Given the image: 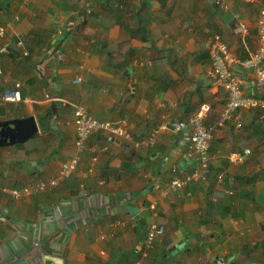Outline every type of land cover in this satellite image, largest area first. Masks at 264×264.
<instances>
[{
    "label": "crops",
    "instance_id": "0c3cea01",
    "mask_svg": "<svg viewBox=\"0 0 264 264\" xmlns=\"http://www.w3.org/2000/svg\"><path fill=\"white\" fill-rule=\"evenodd\" d=\"M221 1L228 7L0 0V120L34 115L39 126L33 144L14 153L0 147V186L58 174L76 152L77 104L138 140L202 103L211 106L204 123L216 126L206 178L175 192L171 179L197 165L190 128L165 132L154 146L100 131L90 139L95 164L84 152L71 177L25 199L0 190V264H264V115L247 111L240 129L219 124L227 92L209 74L208 50L211 34L241 58L255 49L261 0ZM238 18L249 28L246 46ZM237 74L247 90L251 73ZM6 89H18L21 100L6 101ZM245 148L244 162L232 163L229 153ZM152 221L166 230L146 254Z\"/></svg>",
    "mask_w": 264,
    "mask_h": 264
},
{
    "label": "built area",
    "instance_id": "2783aa9c",
    "mask_svg": "<svg viewBox=\"0 0 264 264\" xmlns=\"http://www.w3.org/2000/svg\"><path fill=\"white\" fill-rule=\"evenodd\" d=\"M26 4L30 0H23ZM254 2L257 0H245ZM223 8H227L224 1L217 0ZM261 6L256 20L258 35V44L255 49L247 48V55L239 57L228 45V43L219 35L211 34L208 40V50L211 60L209 74L212 78L219 81L227 92L223 110L219 116V124L231 125L240 129L244 125L245 114L249 110H258L264 115V0H261ZM248 25L240 18L235 24V31L242 35V40L246 46L248 34ZM5 35V29L0 27V37ZM27 53V52H26ZM237 70L248 71L251 73V82L247 90L244 89L243 79L237 74ZM0 68V72H1ZM77 78L76 81H80ZM19 86V84H17ZM6 101H20V92L18 90L4 91ZM211 109L208 103H202L187 118L178 120H164L158 126L153 128L146 140L134 141L132 134L123 125H117L110 121L99 120L92 116L86 106L79 104L75 108V127H76V153L65 159L58 171V174L49 179H41L35 183L24 184L19 187L0 186V190L14 199H25L32 197L50 186H57L62 180L70 177L78 169L80 162V153L88 151L91 153L92 163H96L98 154L96 145L90 143L91 137L100 131L109 132L115 137L124 138L140 145L145 141L146 144L154 146L159 136L165 132H178L184 128H190V143L193 155L196 157L197 165L181 177H174L171 180L170 188L176 191L193 182H198L206 178L209 163V149L216 129L215 125H206L204 119ZM251 153L249 148L235 150L229 153L228 158L234 164L244 162L247 155ZM223 173H218L217 178L221 180ZM151 208L156 214V204L152 203ZM165 226L152 221L147 228L145 236V253L147 254L153 245L154 240L165 233ZM141 264V263H137Z\"/></svg>",
    "mask_w": 264,
    "mask_h": 264
},
{
    "label": "water",
    "instance_id": "95a60500",
    "mask_svg": "<svg viewBox=\"0 0 264 264\" xmlns=\"http://www.w3.org/2000/svg\"><path fill=\"white\" fill-rule=\"evenodd\" d=\"M15 48V44L10 46ZM39 133L38 122L34 115L0 120V147L25 143Z\"/></svg>",
    "mask_w": 264,
    "mask_h": 264
},
{
    "label": "clouds",
    "instance_id": "9594fccd",
    "mask_svg": "<svg viewBox=\"0 0 264 264\" xmlns=\"http://www.w3.org/2000/svg\"><path fill=\"white\" fill-rule=\"evenodd\" d=\"M1 70H2V69H1ZM1 72H2V71H1ZM17 87H20V86H17ZM15 90H18V89H15ZM10 91H13V90H10ZM18 91H19V90H18ZM19 92H20V91H19ZM47 98H49L50 100H54V98H51L50 96H47ZM20 100H21V94H20ZM9 102H10V101H9ZM12 102H13V101H12ZM18 102H19V101H18ZM77 105H79V104H77ZM77 105H75V108H76ZM82 105H83V104H82ZM84 106H85V105H84ZM198 107H199V106H198ZM75 108H74V112H75ZM86 108H87V107H86ZM87 109H88V108H87ZM88 111H89V110H88ZM92 116H93V115H92ZM188 116H189V115H188ZM74 120H75V116H74ZM74 124H75V123H74ZM206 125H207V124H206ZM75 130H76V127H75ZM132 136H133V135H132ZM148 137H149V136H148ZM148 137H147V138H148ZM116 138H120V137H116ZM133 138H134V137H133ZM147 138H146V139H147ZM121 139H124V138H121ZM146 139H142V140H146ZM135 140H136V139L134 138V141H135ZM139 140H141V139H139ZM211 141H212V140H211ZM90 142H91V141H90ZM143 142L145 143V141H143ZM141 144H142V143H141ZM141 144H140V145H141ZM148 145H149V144H148ZM210 145H211V144H210ZM137 146H139V145H137ZM75 149H76V148H75ZM85 152H88V151H85ZM75 153H76V152H75ZM75 153H74V154H75ZM82 153H84V152H81V153L79 154V155H80V162H81V154H82ZM90 154H91V153H90ZM69 157H70V156H69ZM90 160H91V156H90ZM63 161H64V160H63ZM63 161H62V162H63ZM80 162H79V165H80ZM78 167H79V166H78ZM74 173H75V172H74ZM71 176H72V175H71ZM71 176H70V177H71ZM175 177H181V176H175ZM67 178H69V177H67ZM67 178H66V179H67ZM173 178H174V177H173ZM173 178H172V179H173ZM172 179H171V180H172ZM64 180H65V179H64ZM170 183H171V181H170ZM193 183H195V182H193ZM188 185H189V184H188ZM188 185H187V186H188ZM5 186H8V187H19V186H9V185H5ZM187 186L182 187V188H180V189L186 188ZM169 187H170V185H169ZM170 189H171V188H170ZM180 189H178V190H180ZM172 191H173V190H172ZM176 191H177V190H176ZM174 192H175V191H174ZM3 193H4V192H3ZM5 194H6V193H5ZM6 195H8V194H6ZM8 196H9V195H8Z\"/></svg>",
    "mask_w": 264,
    "mask_h": 264
},
{
    "label": "rangeland",
    "instance_id": "374dc122",
    "mask_svg": "<svg viewBox=\"0 0 264 264\" xmlns=\"http://www.w3.org/2000/svg\"><path fill=\"white\" fill-rule=\"evenodd\" d=\"M35 140H36V137H33V138L29 139V140H28L27 142H25V143H17V144H14V145L8 146V148L12 149L11 151L14 153L15 150H18L19 148H22L23 146H28V145H30V144H33L34 142H36ZM15 157H16V155L14 154V155H13V158H15ZM3 183H5L6 185H9V184L6 183V182H3Z\"/></svg>",
    "mask_w": 264,
    "mask_h": 264
},
{
    "label": "trees",
    "instance_id": "16d2710c",
    "mask_svg": "<svg viewBox=\"0 0 264 264\" xmlns=\"http://www.w3.org/2000/svg\"><path fill=\"white\" fill-rule=\"evenodd\" d=\"M42 124H44V122H42Z\"/></svg>",
    "mask_w": 264,
    "mask_h": 264
}]
</instances>
